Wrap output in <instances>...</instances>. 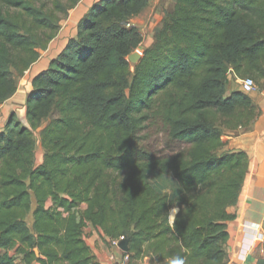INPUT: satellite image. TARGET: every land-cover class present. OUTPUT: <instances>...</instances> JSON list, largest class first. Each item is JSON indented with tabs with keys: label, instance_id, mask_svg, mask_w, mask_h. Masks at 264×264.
<instances>
[{
	"label": "trees",
	"instance_id": "obj_1",
	"mask_svg": "<svg viewBox=\"0 0 264 264\" xmlns=\"http://www.w3.org/2000/svg\"><path fill=\"white\" fill-rule=\"evenodd\" d=\"M79 1L0 0V104ZM148 4L92 3L31 79L26 122L6 119L0 264H101L84 239L88 225L123 236L130 260L227 263V208L249 160L223 149L226 131L260 113L229 87L250 77L264 90V0H173L129 72L143 39L131 21ZM152 129L160 147L147 143ZM150 171L172 176L178 192L144 181Z\"/></svg>",
	"mask_w": 264,
	"mask_h": 264
},
{
	"label": "crops",
	"instance_id": "obj_2",
	"mask_svg": "<svg viewBox=\"0 0 264 264\" xmlns=\"http://www.w3.org/2000/svg\"><path fill=\"white\" fill-rule=\"evenodd\" d=\"M95 1L97 0H80L71 8L67 16L59 22V29L46 48L39 51L38 59L21 75L16 76L15 92L0 104V130L11 114H15L21 122H26L24 103L31 88V79L47 68L48 62L75 34L78 19ZM172 6L173 3L171 8ZM246 94L259 108L260 113L249 125L235 130H227V142L223 148L224 150L244 151L249 160L237 202L227 208V212L234 214V218L226 223L229 234L225 245L228 255L226 264H264L262 249L264 239V90L256 86L253 91ZM92 230L94 233L95 230ZM97 235L99 236H97L98 243L94 244L96 237H91L92 241H89L92 254L101 264H122L109 259V254L114 250L109 246L106 236L99 232ZM102 240L110 248H107ZM136 262L138 264H155L149 257Z\"/></svg>",
	"mask_w": 264,
	"mask_h": 264
},
{
	"label": "rangeland",
	"instance_id": "obj_3",
	"mask_svg": "<svg viewBox=\"0 0 264 264\" xmlns=\"http://www.w3.org/2000/svg\"><path fill=\"white\" fill-rule=\"evenodd\" d=\"M172 3H173L172 0H149V4L145 8V10L140 15L132 19L131 22L139 28V30L142 33L143 39H142L140 46L133 52V53L138 54L137 59L131 60L130 56L133 53L129 55V61L131 63L129 72H131L132 70V65L136 63L137 60L140 58L142 49L150 44L154 31L160 26V21H161L164 11H168V9L171 8ZM230 89H233V90L240 89V79H232L229 90ZM154 130L155 129H152V131L150 130L148 132L147 137H150V139H148L147 143L152 140L153 144H156L158 147H160L161 140L163 139V137L160 135L161 132H158L157 129L156 131ZM41 154H42L41 148L37 147L36 154H35L36 164L40 163L41 158H42ZM144 181L150 182L151 184L158 186L159 188H161L162 190L166 192H169L170 194H173L174 192L176 193L178 192L176 180L172 176H169V175L157 172V171L148 172L144 176ZM26 222L28 225H30L31 216H28V218L26 219ZM92 229L93 228L90 225H88L84 229V239L86 243H88V245L92 241L91 237H94V238L96 237L95 243L93 242L94 244L98 243V239H97L99 237L97 235L98 231L95 230V232L93 233ZM102 242L105 244L107 248H110L106 242H104L103 240ZM138 260H142V259H138ZM136 261L137 260L135 259H132V260L129 259L128 263L138 264Z\"/></svg>",
	"mask_w": 264,
	"mask_h": 264
},
{
	"label": "built area",
	"instance_id": "obj_4",
	"mask_svg": "<svg viewBox=\"0 0 264 264\" xmlns=\"http://www.w3.org/2000/svg\"><path fill=\"white\" fill-rule=\"evenodd\" d=\"M256 88L254 80L246 77L240 80V90L244 93H249ZM124 240L123 236L118 238H108L109 246L114 250L109 254V259L117 263L127 264L129 262V255L127 251H123L119 247V243ZM264 240V239H263Z\"/></svg>",
	"mask_w": 264,
	"mask_h": 264
},
{
	"label": "water",
	"instance_id": "obj_5",
	"mask_svg": "<svg viewBox=\"0 0 264 264\" xmlns=\"http://www.w3.org/2000/svg\"><path fill=\"white\" fill-rule=\"evenodd\" d=\"M137 57H138V54H137V53H133V54L130 56V59H131V60H135V59H137ZM119 247H120V249H122L123 251H127V250H128L127 240H126V239L122 240V241L119 243ZM34 252L37 254V253H38L37 249H34Z\"/></svg>",
	"mask_w": 264,
	"mask_h": 264
},
{
	"label": "clouds",
	"instance_id": "obj_6",
	"mask_svg": "<svg viewBox=\"0 0 264 264\" xmlns=\"http://www.w3.org/2000/svg\"><path fill=\"white\" fill-rule=\"evenodd\" d=\"M170 264H185V262L183 258L175 257L170 260Z\"/></svg>",
	"mask_w": 264,
	"mask_h": 264
}]
</instances>
